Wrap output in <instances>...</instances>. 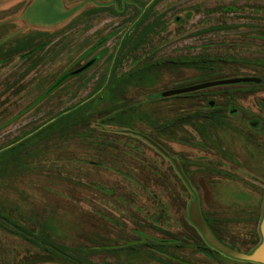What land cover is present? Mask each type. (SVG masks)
Listing matches in <instances>:
<instances>
[{
  "label": "rangeland",
  "instance_id": "rangeland-1",
  "mask_svg": "<svg viewBox=\"0 0 264 264\" xmlns=\"http://www.w3.org/2000/svg\"><path fill=\"white\" fill-rule=\"evenodd\" d=\"M29 3L0 0V150L27 137L0 152V264H251L189 210L262 241L264 0H37L48 25Z\"/></svg>",
  "mask_w": 264,
  "mask_h": 264
},
{
  "label": "water",
  "instance_id": "water-1",
  "mask_svg": "<svg viewBox=\"0 0 264 264\" xmlns=\"http://www.w3.org/2000/svg\"><path fill=\"white\" fill-rule=\"evenodd\" d=\"M92 62H93V60L87 62L86 64H84L82 66H80L79 68H77L76 72H80V71L84 70L85 68L90 66ZM260 81L261 80L255 76L211 80L210 82L197 84V85H194V86L188 87V88L186 87V88L171 89V90H168L165 93H163V95L164 96H167V95L173 96V95L192 92V91H196V90H200V89H204V88H209V87H213V86L221 85V84H235L238 82H256V83H258ZM263 107H264V105H263ZM174 162H175V165H176L177 169L179 170V172L182 173L179 163L176 160ZM184 179H185V177H184ZM189 213H190L191 221L200 230V232L202 233L205 240L207 241V243L210 246H212L213 248L217 249L218 251L223 252L224 254H226L232 258L239 259L242 261H247V262L264 264V216H263V220L261 223L262 241L251 252H245V251H239L237 249H233L230 246L221 242L217 238V236L213 233V231L211 230V228L209 227V225L206 223L205 219L203 218L197 201H195L191 204Z\"/></svg>",
  "mask_w": 264,
  "mask_h": 264
},
{
  "label": "trees",
  "instance_id": "trees-1",
  "mask_svg": "<svg viewBox=\"0 0 264 264\" xmlns=\"http://www.w3.org/2000/svg\"><path fill=\"white\" fill-rule=\"evenodd\" d=\"M98 46H96V48H97ZM33 51V50H32ZM98 58H99V56H94L93 58H91V59H89V61H92L93 60V62L91 63V65L90 66H88L87 68H85L84 70H82V71H80V72H76V70H77V68L76 69H74V70H67V71H65V72H63L60 76H58V78H56V80L54 81V83L52 84V86L49 88V90H48V93H51V92H53V91H55L60 85H62L66 80H68L69 78H71V77H75V76H78V75H80L81 73H84L85 71H87V69H89L97 60H98ZM89 61H87V62H89ZM86 62V63H87ZM85 63V64H86ZM84 65V64H83ZM79 68V67H78ZM197 91V90H196ZM192 92H194V91H192ZM188 93H191V92H188ZM182 94H185V93H181V94H177V95H173V96H178V95H182ZM70 112H72V110L71 111H69L68 113H70ZM42 129H40V131H41ZM39 131V132H40ZM21 141H18V143H20V144H23V143H25V141H27V137H25V138H22V139H20ZM17 143V144H18ZM17 144H14L13 146L12 145H8V147H4L3 149H1L0 150V152H5L6 150H10V148L12 149H14V148H16V146H17ZM7 153V152H6ZM205 220H206V222H207V224L209 225V227L211 228V230L213 231V233L217 236V238L221 241V242H223L224 244H226V245H228V246H230L231 248H233V249H237V250H239V251H245V252H249V251H247V246H248V244H246L245 242L244 243H242V244H240V246H237L236 245V241L235 240H231V242L230 243H228L227 241H225V239H224V237H223V235L216 229V228H214V226L213 225H211L210 223H209V221L207 220V218L205 217ZM259 236H254V241H253V246H254V249L256 248V246L259 244ZM253 249V250H254ZM251 252V251H250ZM249 263H251V264H258V263H254V262H249Z\"/></svg>",
  "mask_w": 264,
  "mask_h": 264
},
{
  "label": "crops",
  "instance_id": "crops-1",
  "mask_svg": "<svg viewBox=\"0 0 264 264\" xmlns=\"http://www.w3.org/2000/svg\"><path fill=\"white\" fill-rule=\"evenodd\" d=\"M37 0H30V3L28 4V6L26 7V11H25V15L29 18L30 22L36 25H48L51 22H54L56 19H60V15L63 10H62V5H60V7H58L56 10L58 13V15H54V16H49L47 19L45 17L40 18L39 16H37L35 14V10H37L38 6H36V4H34V2ZM38 4L40 5L41 8V3L38 2ZM28 10L31 11L30 14H28ZM55 11V12H56ZM57 14V13H56Z\"/></svg>",
  "mask_w": 264,
  "mask_h": 264
},
{
  "label": "flooded vegetation",
  "instance_id": "flooded-vegetation-1",
  "mask_svg": "<svg viewBox=\"0 0 264 264\" xmlns=\"http://www.w3.org/2000/svg\"><path fill=\"white\" fill-rule=\"evenodd\" d=\"M227 105H228V104H226V103L218 104L219 109H222V110H224L225 108H227V107H226ZM263 105H264V101L261 102V104H260L261 109L264 111V107H263ZM222 110H221V111H222ZM234 110H235L234 108H231V111H232V112H234ZM233 114H234V113H233ZM235 114L238 115V116H241V113H235ZM250 123H251V125L253 126L254 129H257L258 127H262V126L264 125L262 119H260L259 117L254 118V119H250ZM172 160H173V158H172Z\"/></svg>",
  "mask_w": 264,
  "mask_h": 264
}]
</instances>
